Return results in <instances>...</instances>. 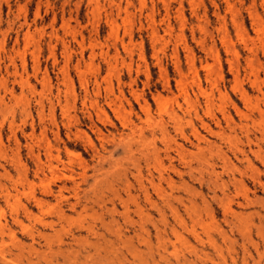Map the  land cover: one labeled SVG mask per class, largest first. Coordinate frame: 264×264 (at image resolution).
<instances>
[{
    "label": "rangeland",
    "instance_id": "1",
    "mask_svg": "<svg viewBox=\"0 0 264 264\" xmlns=\"http://www.w3.org/2000/svg\"><path fill=\"white\" fill-rule=\"evenodd\" d=\"M263 123L264 0H0V264H264Z\"/></svg>",
    "mask_w": 264,
    "mask_h": 264
},
{
    "label": "bare ground",
    "instance_id": "2",
    "mask_svg": "<svg viewBox=\"0 0 264 264\" xmlns=\"http://www.w3.org/2000/svg\"><path fill=\"white\" fill-rule=\"evenodd\" d=\"M155 34V33H154ZM241 35V34H240ZM245 36V35H244ZM158 37V36H157ZM156 37V38H157ZM232 48V47H231ZM233 55V54H232ZM233 59V58H232ZM234 61H236V60H234ZM234 61H232V62H234ZM232 62H231V64H232ZM237 62V61H236ZM188 63H189V61H188ZM235 63V62H234ZM233 65V64H232ZM235 65V64H234ZM191 66V65H190ZM236 66V65H235ZM235 66H232V67H235ZM211 72V71H210ZM215 77H216V74L214 75ZM198 80V79H197ZM195 82V81H194ZM217 82V81H216ZM196 83V82H195ZM198 85V84H197ZM240 88V87H239ZM216 90V89H215ZM198 91V90H197ZM240 91H242V89L241 90H239V92ZM216 92H217V90H216ZM241 93V92H240ZM242 94V96L246 99L247 98V96H246V93H241ZM209 96L210 95H208V99H209ZM240 96V95H239ZM205 100V99H204ZM248 100V99H247ZM211 101V100H210ZM146 110H147V108H146ZM210 111V110H209ZM221 112V111H220ZM241 114V113H240ZM172 115H174V113L172 114ZM242 115H243V112H242ZM244 115H245V113H244ZM249 115V114H248ZM262 115V114H261ZM225 116V115H224ZM240 116V115H239ZM178 117V116H177ZM242 118L244 117V116H241ZM262 117V116H261ZM240 118V117H239ZM246 118H248V117H246ZM244 119V118H243ZM225 120H228V122H231L232 120L229 118V117H227V119L225 118ZM225 120H224V122H225ZM246 120V119H245ZM250 120V119H249ZM173 121V120H172ZM251 121V120H250ZM104 123V122H103ZM232 123V122H231ZM246 123V122H245ZM245 123H243L242 125L244 126V124ZM227 124V123H226ZM234 124V123H233ZM264 124V123H263ZM234 125H237V124H234ZM234 127V126H233ZM234 129V128H233ZM262 131V130H261ZM260 131V132H261ZM136 132V131H135ZM209 132H210V129H209ZM224 133V132H223ZM135 134V133H134ZM154 134V133H153ZM195 134V133H194ZM260 134V133H259ZM263 134V133H262ZM262 134H260L261 135V137L262 136H264V134L262 135ZM133 135V134H132ZM220 135V134H219ZM218 135V136H219ZM226 135V134H225ZM259 135V136H260ZM138 137H139V135H137ZM141 136V135H140ZM196 137H197V135H196ZM236 137V136H235ZM198 138V137H197ZM143 139V138H142ZM199 139V138H198ZM237 139V138H236ZM232 140V139H231ZM245 140H246V142H247V145L249 144V148H248V150L251 152V154L252 155H254V156H256L255 158H259L260 159V161H261V164H262V167H264V149L262 148V146L259 144L260 143V141L261 140H264V139H258V137H256V135L255 136H250V135H248L247 133H246V135H245ZM16 141V140H15ZM230 141V140H229ZM235 141V140H234ZM206 142V141H205ZM245 142V143H246ZM27 144V143H26ZM255 145L256 146V148H257V150H252L251 149V146L250 145ZM211 145V144H210ZM218 152V151H217ZM246 151L244 150V149H242V150H240V153H241V155H242V158L244 159V160H246L247 161V163L248 164H250V161H249V158H248V155L245 153ZM239 153V154H240ZM242 160V159H241ZM241 160H240V162H241ZM37 161V160H36ZM226 161H228V159L226 160ZM228 163H229V161H228ZM232 164V163H231ZM231 164H230V166H231ZM247 164V165H248ZM51 165V164H50ZM249 166V165H248ZM39 167V166H38ZM213 167V166H212ZM226 167H228V165H226ZM225 167V168H226ZM235 167V166H234ZM255 168V167H254ZM38 169V168H37ZM253 169V168H252ZM41 170V169H40ZM250 170H251V168H250ZM253 171H255L256 173H258L257 171V168H255V169H253ZM250 172V171H249ZM255 174V173H254ZM264 174V173H263ZM260 181V180H259ZM30 184V183H29ZM77 184V183H76ZM260 184V183H259ZM65 186V185H64ZM60 187V186H59ZM5 188V187H4ZM63 189V188H62ZM67 189V188H66ZM74 189H76V188H74ZM227 189V188H226ZM16 190V189H15ZM18 190V189H17ZM58 191V190H57ZM146 192V191H145ZM8 193V192H7ZM20 193V192H19ZM50 193H52V190L49 188V186H47L45 189H44V191H43V194H45V195H47V194H50ZM57 193V195H58V193L60 194V192L58 191V192H56ZM146 194V193H145ZM9 195H10V193H9ZM32 196V195H31ZM62 196V195H61ZM146 196V195H145ZM148 196V195H147ZM9 197V196H8ZM8 197H6V198H8ZM59 197V196H58ZM5 198V199H6ZM60 199V198H59ZM62 199V198H61ZM225 199V198H224ZM28 200V199H27ZM38 202L39 201H41V200H37ZM74 203V202H73ZM249 203V202H248ZM263 203V202H262ZM8 204V203H7ZM21 207V206H20ZM23 207V206H22ZM24 209V208H23ZM60 209V208H59ZM172 212V211H171ZM1 218V217H0ZM17 221V220H16ZM18 224V223H17ZM1 226V225H0ZM2 227V226H1ZM2 228H4V227H2ZM1 229V228H0ZM2 230H0V232H1ZM23 248V247H22ZM32 248V247H31ZM18 255V254H17ZM261 259V258H260Z\"/></svg>",
    "mask_w": 264,
    "mask_h": 264
}]
</instances>
